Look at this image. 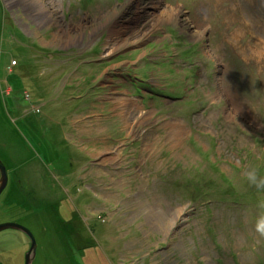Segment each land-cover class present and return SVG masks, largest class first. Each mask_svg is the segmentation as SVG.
<instances>
[{"label":"rangeland","instance_id":"obj_1","mask_svg":"<svg viewBox=\"0 0 264 264\" xmlns=\"http://www.w3.org/2000/svg\"><path fill=\"white\" fill-rule=\"evenodd\" d=\"M0 102L31 264H264V0H0Z\"/></svg>","mask_w":264,"mask_h":264},{"label":"water","instance_id":"obj_2","mask_svg":"<svg viewBox=\"0 0 264 264\" xmlns=\"http://www.w3.org/2000/svg\"><path fill=\"white\" fill-rule=\"evenodd\" d=\"M6 185H7V172L3 162L0 160V193L6 187ZM7 228L19 230L28 237V239L30 240V245L28 250L25 252L23 264H31L35 256V248H36V240L33 233L29 230L28 227L18 222L10 221V222L0 223V231Z\"/></svg>","mask_w":264,"mask_h":264},{"label":"clouds","instance_id":"obj_3","mask_svg":"<svg viewBox=\"0 0 264 264\" xmlns=\"http://www.w3.org/2000/svg\"><path fill=\"white\" fill-rule=\"evenodd\" d=\"M244 177L249 184L255 185L258 188L264 187V177L260 175V170L257 166H250L245 171ZM257 231L264 235V218L258 221Z\"/></svg>","mask_w":264,"mask_h":264},{"label":"crops","instance_id":"obj_4","mask_svg":"<svg viewBox=\"0 0 264 264\" xmlns=\"http://www.w3.org/2000/svg\"><path fill=\"white\" fill-rule=\"evenodd\" d=\"M33 187H32V189H28V187H24L23 188V191H24V193L26 192L27 193V191H28V193L31 195V196H37L36 195V192H35V189H34V185H32ZM57 220L60 222L61 220H60V218L59 217H57ZM16 222V221H15ZM19 223V222H18ZM80 256H82L81 254H80Z\"/></svg>","mask_w":264,"mask_h":264},{"label":"bare ground","instance_id":"obj_5","mask_svg":"<svg viewBox=\"0 0 264 264\" xmlns=\"http://www.w3.org/2000/svg\"><path fill=\"white\" fill-rule=\"evenodd\" d=\"M1 116H3V114H2V111H1V102H0V121H1ZM6 164H4V166H5ZM6 168V167H5ZM7 172V171H6ZM81 197H83V196H81ZM80 197V198H81ZM82 199H84V198H82ZM54 203H52V205H53ZM44 210H46V214L47 215H50V212H49V206L47 207V206H44ZM100 228H103L101 225H100V227H99V230H101Z\"/></svg>","mask_w":264,"mask_h":264}]
</instances>
